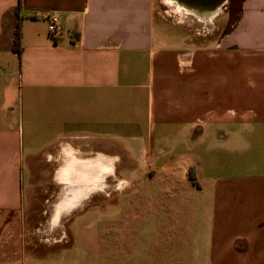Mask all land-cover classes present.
<instances>
[{
    "label": "crops",
    "instance_id": "0c3cea01",
    "mask_svg": "<svg viewBox=\"0 0 264 264\" xmlns=\"http://www.w3.org/2000/svg\"><path fill=\"white\" fill-rule=\"evenodd\" d=\"M158 1L0 0V264H264V0L209 24L165 0L212 39L160 27ZM47 210L70 236L2 259Z\"/></svg>",
    "mask_w": 264,
    "mask_h": 264
},
{
    "label": "rangeland",
    "instance_id": "374dc122",
    "mask_svg": "<svg viewBox=\"0 0 264 264\" xmlns=\"http://www.w3.org/2000/svg\"><path fill=\"white\" fill-rule=\"evenodd\" d=\"M156 4L158 8L157 11L159 12L157 14L159 19H157L158 22L156 24H158L160 27H182L185 29H181V32L192 35L198 34V36L202 37L201 39L206 37L208 39H212L215 37V30H207L202 20L199 21L193 18H182L172 12L170 13L171 16H169L168 11L171 10V7L169 5L167 6L165 0L158 1ZM92 204H95V201L89 203V205ZM50 214L51 212L49 210L46 212H26L22 217L23 220H21V224L19 223L21 226L15 228L14 232L10 234L8 242L4 244L2 248V253L4 256H2V259L9 257V254L12 255L14 251H16V253H20L22 251L37 252L39 250H43L48 248V246L56 244L55 242H52L53 239H56L63 234H71V230H68L66 225V221L69 217L66 216V212H64V214L62 213L60 223L54 227L47 226ZM85 230H87L85 226H81L79 228V235L84 240L87 237V232ZM15 239L17 240L16 243H14ZM83 249H86L85 244H83Z\"/></svg>",
    "mask_w": 264,
    "mask_h": 264
},
{
    "label": "bare ground",
    "instance_id": "6f19581e",
    "mask_svg": "<svg viewBox=\"0 0 264 264\" xmlns=\"http://www.w3.org/2000/svg\"><path fill=\"white\" fill-rule=\"evenodd\" d=\"M177 1H179V3L182 5V7L185 8L187 11H192V12H195L196 14H198L201 17V19H203L206 22V24L210 23V16L211 15L209 13H206L205 10H203L202 8L198 7V5H195L191 2H187L185 0H177ZM94 161L95 160H93V159H86L84 161L79 160V161H77V162H79L77 164L79 166V169L84 171L85 169L88 168L86 166V164L91 165L94 163ZM109 164H111V160L109 161ZM64 169H66V167H64ZM107 172H108V170L106 172L102 173V175H105ZM92 179H97V178L95 176L79 177V178L74 179V180H69V179L63 178L64 181H67V182L69 181L71 184H79L78 186L93 185L94 183L96 184V182L99 183L100 178L97 180H92ZM93 181H95V182H93ZM80 197H81V195H80ZM55 216L58 218L57 215H55Z\"/></svg>",
    "mask_w": 264,
    "mask_h": 264
},
{
    "label": "trees",
    "instance_id": "16d2710c",
    "mask_svg": "<svg viewBox=\"0 0 264 264\" xmlns=\"http://www.w3.org/2000/svg\"><path fill=\"white\" fill-rule=\"evenodd\" d=\"M20 8H21V2L19 1L14 9L16 20H15V26H14V30L12 34V45H11V49L15 53H17L18 56H20L21 51H22ZM188 176L193 183H196V179L192 173V169H190Z\"/></svg>",
    "mask_w": 264,
    "mask_h": 264
},
{
    "label": "water",
    "instance_id": "95a60500",
    "mask_svg": "<svg viewBox=\"0 0 264 264\" xmlns=\"http://www.w3.org/2000/svg\"><path fill=\"white\" fill-rule=\"evenodd\" d=\"M187 2H191L198 7L205 10L206 13L212 14L216 12L220 7H222L226 0H185Z\"/></svg>",
    "mask_w": 264,
    "mask_h": 264
},
{
    "label": "built area",
    "instance_id": "2783aa9c",
    "mask_svg": "<svg viewBox=\"0 0 264 264\" xmlns=\"http://www.w3.org/2000/svg\"><path fill=\"white\" fill-rule=\"evenodd\" d=\"M60 33L59 20L56 15L48 17V34L53 40H57Z\"/></svg>",
    "mask_w": 264,
    "mask_h": 264
}]
</instances>
